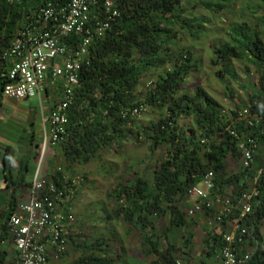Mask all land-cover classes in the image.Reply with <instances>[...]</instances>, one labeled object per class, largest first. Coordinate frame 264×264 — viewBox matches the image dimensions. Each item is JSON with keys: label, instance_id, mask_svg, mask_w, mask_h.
Masks as SVG:
<instances>
[{"label": "trees", "instance_id": "16d2710c", "mask_svg": "<svg viewBox=\"0 0 264 264\" xmlns=\"http://www.w3.org/2000/svg\"><path fill=\"white\" fill-rule=\"evenodd\" d=\"M47 1L57 0H0V50L9 47L23 27L36 20L39 7ZM234 1L116 0L120 16L102 35L94 36L89 48L90 65L81 71L67 111L65 138L52 147L69 168L98 160L103 151L120 148L129 139L145 144L150 157L161 154L152 173H136L130 183L113 188L111 196L117 206L107 214V219H121L140 235L141 246L154 259L152 264H175L177 252L190 250L192 237L187 231L195 220L186 216L190 207L187 192L199 185L208 172L214 176L213 195L229 198L233 208L227 220L211 225L200 264L213 258L231 221L249 233L240 246L241 253H252L247 264H264V238L260 233L264 220V135L258 128L246 126L239 117V112L247 110L250 116L264 120V0L245 6L244 13L250 16L239 11V21L231 20L234 22L227 25L224 40L212 47L210 66L215 67V76L221 82L226 78L235 81L233 61L243 63L245 72L256 77L246 104L225 110L203 88L193 86L188 90L199 63L179 43L180 35L199 40L212 20L225 17L229 22L226 13ZM196 10L206 12L209 18L197 15ZM96 14L101 16V10H92L90 18ZM70 40L75 45L80 37ZM9 68V61H0V100L1 90L8 83ZM148 74L155 80L142 90L141 82ZM52 86L54 83L48 81L47 95ZM133 110H138V114L133 115ZM143 110L158 116L146 127L136 122ZM249 137L257 143L252 167L243 170L240 164L231 173L227 161L241 158L239 142ZM64 176L67 175L57 169L47 178L60 185ZM67 177L68 185L72 179ZM20 178L16 183L7 178L5 189L15 192L22 184L31 187ZM253 187L257 196L251 203V213L241 219L240 197ZM16 206V199L9 196L0 212V248L8 237L6 221ZM202 215L211 221L214 210L206 209ZM160 221L165 224L163 230ZM172 228L186 232L179 247L168 240ZM66 240L74 247L70 234ZM92 242L90 247L77 246L81 257L73 264H113L105 239ZM3 255L5 251L0 250V264L4 262Z\"/></svg>", "mask_w": 264, "mask_h": 264}, {"label": "built area", "instance_id": "2783aa9c", "mask_svg": "<svg viewBox=\"0 0 264 264\" xmlns=\"http://www.w3.org/2000/svg\"><path fill=\"white\" fill-rule=\"evenodd\" d=\"M21 3L25 0H5ZM94 9H100L90 18ZM120 16L116 0H57L47 1L39 7L36 20L25 25L14 37L10 46L0 50V61H9L8 83L1 90L2 99L22 101L37 98L40 103L46 94L48 81L57 86L52 91V108L49 111V133H44L42 150L63 142L68 123L67 111L73 102L81 71L90 65L89 48L96 35H102ZM71 37H80L75 45ZM133 115L138 110H133ZM239 117L250 128H258L264 135V120L250 116L247 110ZM45 132V131H44ZM233 136L234 133L230 132ZM240 164L249 170L256 154L257 143L249 137L239 142ZM260 174L258 171L257 176ZM56 185L38 170L31 182L27 199L18 203L6 221L8 238L17 253L12 264H50L57 262L67 252L66 240L74 221L70 204L76 191L77 181L67 176ZM256 178L252 184L255 185ZM214 176L208 172L199 185L187 192V218L204 214L213 209L214 216L208 225L218 226L229 217L233 208L229 198L213 195ZM257 196L253 187L241 195L240 217L251 213V203ZM227 225H230V223ZM222 234V243L213 256L215 264H247L252 253L240 252V246L249 235L240 224L234 222ZM176 264H179L176 262Z\"/></svg>", "mask_w": 264, "mask_h": 264}, {"label": "rangeland", "instance_id": "374dc122", "mask_svg": "<svg viewBox=\"0 0 264 264\" xmlns=\"http://www.w3.org/2000/svg\"><path fill=\"white\" fill-rule=\"evenodd\" d=\"M256 4L255 0H235L227 9L226 17H230L229 22L224 17L223 20L210 21L207 23L206 30L200 35L199 40L192 41L188 35H180V46L187 47L193 54L194 60L199 63L197 71H194L187 85L188 90L193 86L203 88L211 97H213L225 110H230L234 105H244L247 103V95L250 94V86L256 83V77L252 73H246L245 65L239 61L231 62L235 71V81L229 78L221 82L215 76V67L210 66L212 59V47L217 42L224 40L227 33V25L234 21H239L237 13L245 12V6ZM197 15L209 18V15L196 10ZM246 16H250L244 13ZM234 20V21H231ZM155 80V76L148 74L141 82V89L144 90L149 81ZM57 85L54 84V88ZM230 91V92H229ZM53 96L47 99L43 97L42 103L37 98L28 99L27 102L0 100V148L4 154L5 147L12 150H30L25 158H22V167L29 170L28 174H23L26 180L38 170L45 174H51L59 169L72 180H80L77 183L76 191L70 204V211L73 216V223L69 234L73 238V246H69L65 255L59 261L60 264H73L81 257V252L77 246L79 244L90 247L94 239H105L108 248L109 258L114 260L113 264H152L153 257L148 256L146 249L141 246V237L121 219L111 221L107 219V214L116 210L111 192L118 184L130 183L134 175L152 173L161 160V154L156 153L150 157L145 144L136 143L129 139L122 143L120 148H112L109 151H103L99 159L92 161L87 165H75L69 168L63 161L60 153L55 152L52 147L42 150V142L45 134L49 133L47 101L52 103ZM13 118L10 119V117ZM158 116L152 114L149 110H143L136 117L137 124L148 126L149 122ZM30 119V120H29ZM30 121L26 127L25 122ZM45 121V122H44ZM43 122V123H42ZM183 122H187L183 120ZM45 127V129H43ZM31 129L29 132L28 130ZM34 141L40 142L39 147L31 146ZM27 142V146L25 143ZM34 154H36V159ZM18 160L21 159L17 158ZM239 159H230L227 161L228 170L231 173L240 166ZM24 172V171H23ZM2 173V172H1ZM22 175V176H23ZM33 176V177H34ZM50 176V175H49ZM27 191V190H26ZM25 192V191H24ZM21 199H24L22 197ZM4 201L0 202V211L3 210ZM191 204L192 202H188ZM194 225L187 232L191 235L190 250L177 252L174 256L175 264H200L204 256L203 245L207 237V232L211 233L212 226L208 225V220L204 215L192 217ZM230 223V222H229ZM231 221L227 227L232 228ZM163 225V221L158 223ZM165 224L162 226V230ZM260 233L264 238V220L260 224ZM170 243L180 246L186 232L183 228H172L168 234ZM5 249L12 252L7 260L12 264L16 259L11 242ZM3 248V247H2ZM206 264H215L213 258H206Z\"/></svg>", "mask_w": 264, "mask_h": 264}, {"label": "crops", "instance_id": "0c3cea01", "mask_svg": "<svg viewBox=\"0 0 264 264\" xmlns=\"http://www.w3.org/2000/svg\"><path fill=\"white\" fill-rule=\"evenodd\" d=\"M53 90H54V86L51 87V90H50L48 95H47V92H46L44 97L47 99L50 95L53 96V93H52ZM46 103H47V112H48V115H49V111L52 108L53 101H52V103H50L49 101H47ZM11 118H13V116H11L10 119ZM29 122L30 121L25 122L26 127H28L27 125H30ZM43 129H45V127H43ZM30 130L31 129H29L28 132ZM31 138H32V140L34 142V144L32 143L31 146L32 145H36V146L40 145V142L37 140V138L34 141L35 136H32ZM25 145L27 146V142L25 143ZM23 150L17 151V150H12L10 147H5V149H4L5 153L3 154L2 150L0 148V202L1 201L5 202L3 210H4L5 206H6V203H7V200H8L9 196H13L16 199L17 204L27 199L30 187H23L24 184L20 185V188H18L15 192L5 189L6 185H7L6 184L7 178H10L11 181L16 183L19 179H21L20 177H23L24 178V182L27 183V184H31V182H32V180L34 178L33 176H34V172L35 171L30 176V178H28V180H26V178L23 175L24 173L28 174L29 170L25 168V170L23 172V169H22V162H23L22 160L23 159L22 158H25V155L30 151L28 149L26 151H23ZM34 156H35V159H36V154H34ZM20 157H21V159L18 160L17 158H20ZM21 175H23V176H21ZM40 175L43 176V177H48L50 174L49 175L45 174V173H43V171L40 170ZM22 197H24V199H21ZM2 211H0V212H2ZM7 241L11 242V240L7 237V239L4 242H2L1 248H0V250H4L5 251V255H3L4 256L3 264H10V260H7V258L10 257V255L12 253L10 251V248L9 249H5L7 246H5L4 244H8ZM11 246L13 248V252L15 253V255H14V258H15V256L17 257V255H16L15 249H14V247L12 245V242H11ZM62 262L63 261H59V262L57 261V262H51L50 264H60Z\"/></svg>", "mask_w": 264, "mask_h": 264}, {"label": "water", "instance_id": "95a60500", "mask_svg": "<svg viewBox=\"0 0 264 264\" xmlns=\"http://www.w3.org/2000/svg\"><path fill=\"white\" fill-rule=\"evenodd\" d=\"M28 100L27 99H24L23 102H27Z\"/></svg>", "mask_w": 264, "mask_h": 264}]
</instances>
